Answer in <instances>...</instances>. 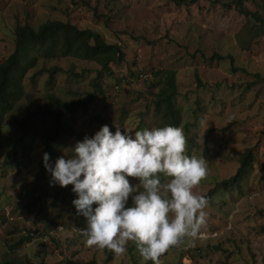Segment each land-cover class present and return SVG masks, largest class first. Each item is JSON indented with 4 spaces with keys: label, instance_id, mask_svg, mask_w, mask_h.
Returning a JSON list of instances; mask_svg holds the SVG:
<instances>
[{
    "label": "rangeland",
    "instance_id": "374dc122",
    "mask_svg": "<svg viewBox=\"0 0 264 264\" xmlns=\"http://www.w3.org/2000/svg\"><path fill=\"white\" fill-rule=\"evenodd\" d=\"M242 1L264 17V0ZM50 19L98 31L124 52L123 61L111 63L101 74L97 62L69 56L41 57L26 75L27 95L19 104H30L31 109L52 108L48 96L53 93L66 101L77 99L94 90L95 82L104 90L87 113L78 109L74 133L56 144L57 157L68 155L78 136L96 129L102 120L112 132L115 126L122 132L157 126L155 94L170 70L176 71L175 99L186 149L208 163L206 176L193 191L204 194L232 176L248 148L253 159L238 184L215 192L194 241L185 238L171 246L159 264H264V23L242 14L237 0H196L181 6L172 0H0V62L15 49L17 26L37 28ZM43 66L59 67L51 85L46 70L34 78ZM18 106L14 115H23ZM13 121L8 116L5 137H15ZM53 121H40L38 128L45 132ZM10 147L7 140L0 145V259L132 264L128 250L133 249L138 264H149L131 242L122 255L87 246L80 233L86 219L71 203L72 186H50L49 174L40 167L42 142H31L24 156L21 147L13 152ZM35 229L42 237L35 235L15 251L10 249Z\"/></svg>",
    "mask_w": 264,
    "mask_h": 264
},
{
    "label": "clouds",
    "instance_id": "9594fccd",
    "mask_svg": "<svg viewBox=\"0 0 264 264\" xmlns=\"http://www.w3.org/2000/svg\"><path fill=\"white\" fill-rule=\"evenodd\" d=\"M121 129L102 125L54 163L45 152L44 167L50 186H72L71 203L86 218L80 233L87 246L122 255L131 242L143 262L159 264L162 253L185 238L194 241L206 222L208 198L193 189L208 163L186 153L179 126Z\"/></svg>",
    "mask_w": 264,
    "mask_h": 264
},
{
    "label": "trees",
    "instance_id": "16d2710c",
    "mask_svg": "<svg viewBox=\"0 0 264 264\" xmlns=\"http://www.w3.org/2000/svg\"><path fill=\"white\" fill-rule=\"evenodd\" d=\"M172 1L176 5L181 6L195 2L196 0ZM237 1L238 8L242 14L250 15L258 20L260 19L264 23V17L247 9L243 5L242 0ZM69 56L97 62L101 66V74L110 69L111 63L123 61L124 52L120 45L106 42L104 36L98 31H94L91 28H79L70 21L50 19L37 28L30 24L17 26L15 31V49L5 60L0 62V145H2V141L7 140L11 145L12 152L21 147L22 156H24V154L30 152L31 142L41 141L43 150L39 158V164L43 169H45L43 154L47 152L49 154V163H52L58 156L56 144L64 143L63 135L74 133L73 128L78 109L81 108V110L87 113L88 105L104 93L100 84L95 82L94 90L77 99L66 101L59 95L50 94L48 97H50L53 103V107L50 109H41L39 107L31 109L30 104H19V101L26 98L27 95L24 90L25 77L38 65L39 58L43 57L55 60ZM58 69L59 67L57 66L51 68L43 66L38 69L34 78L42 75L46 70L49 73L47 85H51L54 82ZM161 72L164 73V71ZM257 76L259 75L257 74ZM176 94V71L170 70V75H167L165 78L164 86L155 94V110L159 120L157 126H163L164 124L183 126L181 125L180 109L176 104ZM16 106L24 112L23 115H14L19 113L15 110ZM8 116H12L14 119L13 124L16 125V128L12 130V134L15 137H5L7 135H4V127L6 126ZM49 117L53 118V124L45 132H41L37 124L40 121L47 120ZM94 119L97 120L98 118ZM103 124L104 120L101 121V124L96 129L78 136L77 141L82 140L85 135L91 136ZM185 151L190 156L195 154L190 149H186ZM67 154H71L69 149L67 150ZM252 159L253 151L251 148H248L241 157V163L237 171L229 178L218 181L208 192L201 195L206 196L208 202H211L213 195L219 188H228L238 184L251 165ZM29 233L21 236L18 241H14L10 245V249L15 251L19 244L30 241L35 235L42 237L39 229L29 231ZM170 250L171 247L160 256L168 255ZM128 252H130L129 256L132 264H138L136 253L133 249H129ZM110 254H112V251H110ZM69 262L72 264H90L75 261ZM147 262L149 264L152 263L151 261ZM0 264H46V262L43 261V258L35 263L29 259L9 256L0 259Z\"/></svg>",
    "mask_w": 264,
    "mask_h": 264
}]
</instances>
